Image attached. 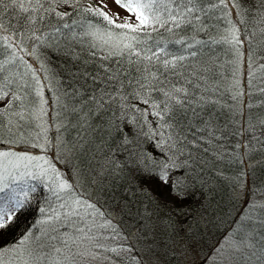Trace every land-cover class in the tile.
Segmentation results:
<instances>
[{
	"label": "trees",
	"instance_id": "obj_1",
	"mask_svg": "<svg viewBox=\"0 0 264 264\" xmlns=\"http://www.w3.org/2000/svg\"><path fill=\"white\" fill-rule=\"evenodd\" d=\"M238 2L247 10L242 18L233 16V22L243 41L239 46L241 56L238 63L241 83L239 88L234 89L228 81L227 72L231 68V60L223 58V54L227 53L233 58L229 46L214 45L215 58H218L215 64V87L212 92L205 93L209 101L206 107L212 113L214 126L205 131H196V127H205L196 122L191 132L185 129L188 147L184 149V156L179 159H186L191 152L193 163L191 167L170 169L167 184L160 178L159 161L164 158L161 156V149L157 147L160 137L148 139L140 135L139 126L129 123L134 115L140 114L131 107H121L136 105L142 109L148 108L140 99L133 98L137 85L135 81L129 85L134 69L130 68L127 56L120 65L124 70V87L117 85V91L112 93L114 102L108 101L103 107H99L89 99L95 85L82 74L87 72L103 78L102 65H110L115 69L113 61L120 59L112 57L101 61L100 57L106 53L91 47L95 41L91 36L85 35L89 31V22L95 23L91 15L79 13L65 20L53 16L50 24L45 21L49 26L42 28V31L50 32L55 27H60L64 35L56 33L55 43L46 42L35 53L28 50L35 42H30L26 37H17L14 41V47L19 45L15 48L16 58L12 56V49L0 51V64L4 65L2 76L13 81L14 90L21 83V77L30 84H35L31 78L35 72L43 88L48 91L47 100L52 102L49 93L54 94L56 100L59 97V116L56 121H61L62 126L59 158L55 160V165L63 178L75 186L76 192L95 205V209L90 211L96 212V215L89 219L90 223L94 219V231L109 237L117 236L115 240L109 238L101 242L111 247L129 249L118 255L92 249L101 254L96 260L98 263L138 264L136 258H139L143 264H172L174 258L169 252L179 242H199L195 249L208 250L218 245L219 241L213 243L214 239L219 240L217 232L222 235L221 240H232L238 230L240 217L248 215L249 205L253 202L264 204V73L257 66L258 59H264V0ZM89 3L96 6L92 0H81L80 6L88 7ZM58 10L72 11L68 6H61ZM227 11L221 6L212 10L210 15L219 17ZM236 11L233 8V13ZM20 15L18 8H9L5 13L6 17L13 18V24ZM73 21L76 23L73 24ZM210 22L220 23L219 30L212 29V36L220 39L225 35L223 28L227 27L226 23L215 19ZM4 23L8 24L7 18ZM64 23L72 25L71 31L62 27ZM200 35L206 37L203 33ZM21 39L23 44H20ZM46 40L51 41V37ZM248 48L256 53L252 61L246 56ZM93 52L96 53L95 56L92 55ZM256 88H260L261 93L256 94ZM73 90H76L77 95H71ZM30 91L31 89H26L20 95L24 97L25 92ZM122 94H127V100L120 98ZM151 95L155 98V93ZM48 104L50 108V103ZM20 111L17 107L0 115V121L4 125L0 151L13 148L9 145L22 147L23 150L17 151L30 150L27 146L37 134L36 125L32 124L34 121L27 113L26 119L21 120L18 114ZM28 111L32 112L30 107ZM150 111L149 109L147 119L153 121L151 128H156L157 118ZM53 114L49 117L52 118ZM26 121H31V124ZM10 123L11 134L8 131ZM140 123L144 124V131H148L143 118ZM17 124L21 126L19 130ZM168 131L165 129V135ZM125 134L130 141L127 145L123 143ZM193 136L196 137L194 144ZM10 140L12 143H9ZM125 147L144 153L146 159L139 155L130 157L123 150ZM164 153L166 157L167 146L164 147ZM177 177L181 178L179 193L172 187ZM159 181L163 182L172 202L161 200L153 190L152 187ZM44 193H47V189H44ZM43 202L44 197L38 191L31 207L18 215L9 227L0 230V249L13 246L34 225L39 227L37 221L42 219L39 208ZM109 207L115 208L114 215ZM106 221H110V225L100 228L99 225ZM86 246L88 247L87 241L84 243V247ZM104 256L112 259L106 260ZM11 258V253L5 256V260ZM87 261L91 264L90 260Z\"/></svg>",
	"mask_w": 264,
	"mask_h": 264
},
{
	"label": "snow or ice",
	"instance_id": "obj_2",
	"mask_svg": "<svg viewBox=\"0 0 264 264\" xmlns=\"http://www.w3.org/2000/svg\"><path fill=\"white\" fill-rule=\"evenodd\" d=\"M112 2L127 15L120 17L119 12L114 16L109 15L104 11L108 7L105 0H100L98 6L89 3L88 7H81V0H0V51L5 48L12 49V56L16 58L15 48L19 45L14 47V41L17 37H26L30 42H35L28 49L30 53H35L37 48L46 42L55 43L56 33L64 35L60 27H55L54 31L50 32L42 31V28L49 26L45 21L50 24L53 16L65 20L79 13L91 15L95 23L89 22V31L85 33L95 41L91 47L106 53L100 57L101 61L112 57L120 59L113 61L116 64L115 69L110 65H102L103 78L87 72L82 74L95 85L89 99L99 107H103L108 101L114 102L112 93L117 91V85L124 87V70L120 65L127 56L130 68L134 69L129 85L133 81L137 85L133 98L140 99L148 108L142 109L136 105L121 107H131L140 114L134 115L129 121L139 126L140 135L148 139L160 137L157 147L161 149V156L164 157L159 161L160 178L167 184L170 169L191 167L193 163L191 152L186 159H179L184 156V149L188 147L185 129L191 132L196 122L205 126L204 129L196 127V131H205L214 126L212 113L206 107L209 101L205 97V93L212 92L215 87V64L218 58H215L216 49L213 46L227 44L233 56L230 63L238 62L241 56L239 46L243 41L240 39L236 23L233 22V16L242 18L247 10L242 8L238 0ZM61 6H68L72 11H59ZM221 6L228 11L219 17L210 15L212 10ZM9 8H18L21 13L15 19V24L11 16H5ZM233 8L237 10L235 13ZM6 18L7 25L4 23ZM118 19L123 22L117 23ZM213 19L227 24V27L223 28L225 35L220 39L211 35L212 29H220V23L210 22ZM72 23L75 24L76 21ZM62 27L71 31L72 25L64 23ZM28 33L30 35H27ZM201 33L208 38H202ZM47 37H51V41H47ZM20 44H23V39ZM20 50L23 51V48ZM92 55L95 56L96 53L93 52ZM246 56L252 61L256 53L248 48ZM3 68L4 65L0 64V104H3L0 115L19 107L21 120L26 119L25 113L33 120L42 118L45 102L37 74L33 72L31 77L35 84H30L27 79L21 77V83L14 90L13 81L2 76ZM26 89L31 91L25 92L22 97L20 93ZM33 93L40 100V108L35 113L28 111V108L35 104ZM143 93L148 95H142ZM151 93H155V98ZM71 95H77L76 90H73ZM120 98L127 100L128 97L127 94H122ZM157 100L160 102L157 103ZM149 109L150 114L157 118L156 128H151L153 121L147 119ZM141 118L148 125V131H144V124L140 123ZM16 127L19 130L21 126L17 124ZM3 128V122L0 121V143H3ZM165 129L169 130L167 135ZM8 131L12 133L11 123ZM195 140L196 137L193 136V144ZM39 141L38 133L33 146L45 151L46 130L45 143L41 145ZM123 143H130L126 134ZM165 146L168 149L166 157ZM123 150L128 152L130 157L139 155L146 159L144 153H137L135 148L125 147ZM180 180L181 178L177 177L172 185L177 193L180 191ZM44 189H47V193H44ZM38 191L44 197L43 205L39 208L42 217L37 221L39 227L34 225L13 246L0 249V264H16L17 261L19 264H84L89 259L100 258V252L92 249H101L105 253L117 255L121 251L129 250L101 242L109 238L115 240L117 236L109 237L94 231V219L91 223L89 219L96 215V212L90 211L95 209V205L84 200L76 192L75 186L63 178L60 170L46 156L11 149L0 151V230L9 227L18 215L31 207L33 197ZM99 215L103 216V213L99 212ZM109 225L110 221H106L99 227L106 228ZM62 228L69 230L61 231ZM85 241L88 243L87 248H84ZM9 253L12 258L5 260ZM104 259L111 260L112 257L104 256ZM136 259L138 264H143L139 258ZM216 264H264V204L253 202L249 205L248 215L240 217L234 238L217 248Z\"/></svg>",
	"mask_w": 264,
	"mask_h": 264
},
{
	"label": "rangeland",
	"instance_id": "obj_3",
	"mask_svg": "<svg viewBox=\"0 0 264 264\" xmlns=\"http://www.w3.org/2000/svg\"><path fill=\"white\" fill-rule=\"evenodd\" d=\"M95 2L96 6L99 5L100 0H92ZM105 3L108 4V7L104 9L105 12H108L109 15L114 16L117 12H119L120 17H124L127 14L122 10L119 9L112 0H105ZM117 23H122V19H118L116 21ZM231 68L227 72L228 81L229 84L234 88H239V84L241 83V74L239 73V65L238 64H232ZM47 82H49V79L47 78ZM50 83V82H49ZM49 96L52 98V102L48 101L47 98H43L44 104H43V114L42 118L40 119H31L34 121V126L36 125L37 134H40V144L43 145L45 143V130H46V138H47V149L45 151H42L40 147H34L33 141H36L37 137L33 136V138L28 143V149L27 151L29 154H35V155H44L47 159H49L53 164H55V160L58 159V150L61 143V136H60V130L62 126L61 121H56L59 116L58 109L60 105H58L56 97L54 94L49 93ZM10 98V97H9ZM6 103V101H5ZM50 103V108L48 107ZM3 107V104H0ZM32 112H38L40 108V100L37 98V102L30 107ZM54 113L52 115V118H50V114ZM51 119V120H50ZM28 121H26L27 123ZM29 123V122H28ZM11 150H23L22 147L16 145H9ZM50 147V148H49ZM6 151V150H3ZM17 152H24V151H17ZM62 153V152H61ZM153 190H155L156 194L161 198V200H165V202H172V198L170 197L169 193H167L166 188L164 187V184L162 181H159L158 183L154 184L152 187ZM231 240H228L227 238L223 240L218 245L212 246L210 250L203 249L198 250L191 246L189 242L181 241L177 245H175L172 249L170 255L172 258H174L172 264H212L213 262H217V248H219L222 245H225L229 243ZM84 248H87L84 247ZM79 260V259H77ZM91 264H110L105 263L102 261V263H98L96 260L89 259ZM19 262V261H18ZM96 262V263H95ZM84 264H90L88 261H85Z\"/></svg>",
	"mask_w": 264,
	"mask_h": 264
},
{
	"label": "bare ground",
	"instance_id": "obj_4",
	"mask_svg": "<svg viewBox=\"0 0 264 264\" xmlns=\"http://www.w3.org/2000/svg\"><path fill=\"white\" fill-rule=\"evenodd\" d=\"M202 38L207 39L206 37H202ZM221 54H223V52ZM223 55H224L223 58H226V59L231 60V61L233 60V58L232 57H229V55H227V53L226 54L224 53ZM258 60H259V64L257 66H259L260 69H261V72L264 73V59H262V57H260ZM238 63H239V60H238V62L236 64H238ZM255 69H257V67ZM256 73H258V72H256ZM41 88H42L41 95H42V97L45 100L46 96L48 95V91H47L46 88H43L42 85H41ZM254 92L256 94H259V93H261V90H260V88H256L254 90ZM32 96H33L34 99H37L38 98V97H35V93H33ZM36 102H37V100H36ZM35 136L37 137V134ZM109 208H110V211L114 215L115 214V208H112V207H109ZM216 235L219 238V240L218 239H214L213 243L216 244L219 241L218 244H220L221 242H223V240L220 239L222 237V235L219 232H217ZM190 244H191L192 247H198L199 246V242H192ZM208 250H210V249H208ZM153 258H155V256Z\"/></svg>",
	"mask_w": 264,
	"mask_h": 264
}]
</instances>
